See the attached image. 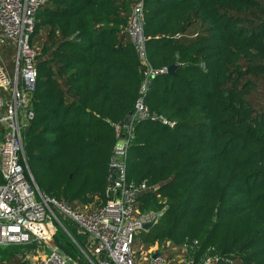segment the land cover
I'll use <instances>...</instances> for the list:
<instances>
[{
	"label": "trees",
	"instance_id": "1",
	"mask_svg": "<svg viewBox=\"0 0 264 264\" xmlns=\"http://www.w3.org/2000/svg\"><path fill=\"white\" fill-rule=\"evenodd\" d=\"M132 5L38 6L34 115L23 133L32 178L51 197L97 208L115 125L150 68V114L135 123L126 175L147 184L137 194L141 209H165L135 242L186 243V255L214 254L216 264H264V0H143L145 59L128 38ZM1 53L13 62V46ZM172 63L173 74L165 70ZM4 130L0 122V138ZM53 239L60 252L79 253L62 227ZM20 252L0 246V264H27Z\"/></svg>",
	"mask_w": 264,
	"mask_h": 264
},
{
	"label": "built area",
	"instance_id": "2",
	"mask_svg": "<svg viewBox=\"0 0 264 264\" xmlns=\"http://www.w3.org/2000/svg\"><path fill=\"white\" fill-rule=\"evenodd\" d=\"M45 0H0V122L5 130L0 138V246L18 245L17 255L27 264H216L217 256L199 259L186 255L187 244L153 242L135 247V234L144 222L155 223L161 209H141L137 194L145 181L135 183L126 175V152L135 123L149 116L144 103L150 68L145 70L134 108L115 125L116 141L108 161L105 200L97 207L78 208L66 200L51 197L35 183L24 151V131L34 115L36 47L31 42L35 12ZM143 0H133L129 23L131 39L145 59L142 34ZM14 47L13 73L9 72L1 49ZM166 70V68H165ZM166 123L171 121L162 117ZM155 189V185L149 186ZM71 223L83 236L81 245L61 221ZM58 226L74 240L79 253L58 250L53 236ZM155 254V255H154Z\"/></svg>",
	"mask_w": 264,
	"mask_h": 264
},
{
	"label": "rangeland",
	"instance_id": "3",
	"mask_svg": "<svg viewBox=\"0 0 264 264\" xmlns=\"http://www.w3.org/2000/svg\"><path fill=\"white\" fill-rule=\"evenodd\" d=\"M128 38L130 39V40H132L131 39V35H129L128 36ZM5 62V61H4ZM5 64H6V66H7V68H8V70H9V72H11V73H13V70H14V64H13V62H11V63H6L5 62ZM5 93V91L3 90V89H0V95H2V94H4ZM135 247L138 249V248H144V245H143V242L140 240V239H138V240H136V242H135ZM0 259H1V257H0Z\"/></svg>",
	"mask_w": 264,
	"mask_h": 264
},
{
	"label": "water",
	"instance_id": "4",
	"mask_svg": "<svg viewBox=\"0 0 264 264\" xmlns=\"http://www.w3.org/2000/svg\"><path fill=\"white\" fill-rule=\"evenodd\" d=\"M175 67H176V63H172V64H170V65H168L167 67H166V71L168 72V73H171V74H173L174 72H175ZM29 169V168H28ZM30 171V170H29ZM31 173V172H30ZM153 224V222H144L143 224H142V228L143 229H147L150 225H152ZM155 255V254H154Z\"/></svg>",
	"mask_w": 264,
	"mask_h": 264
}]
</instances>
